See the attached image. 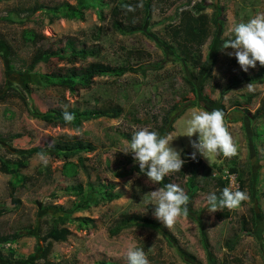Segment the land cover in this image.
Listing matches in <instances>:
<instances>
[{
	"label": "rangeland",
	"instance_id": "obj_1",
	"mask_svg": "<svg viewBox=\"0 0 264 264\" xmlns=\"http://www.w3.org/2000/svg\"><path fill=\"white\" fill-rule=\"evenodd\" d=\"M62 1L71 5L75 3V0L0 1V87L15 85L24 97L11 96L0 101V134H23L22 138L11 143L0 141V155H31L27 167L19 175L0 172V207L8 209L0 216V235L12 232L24 235L14 241L0 243L1 252L12 250L14 253L11 261L0 258V264H41L40 253L46 245L50 247L48 259L62 264H87V259L99 260L101 256L127 263L130 247L143 249L149 264H264V114L251 124L244 112L246 108L250 116L264 106V76L261 81L233 82L234 75L254 73L260 64L257 62L255 68L244 72L235 56L226 55V51L234 50L223 51L221 47L228 39L225 32L229 22H247L264 13V0H194L191 3L195 5L201 1L198 4L204 5V12L209 15L215 13L221 21L217 32L211 27L210 36L201 48L205 66L197 79L190 77L191 67L174 48L169 29L178 23L174 10L184 0H146L150 6L149 16L140 29L128 32H121L112 24L114 19L123 24L129 22L122 12L113 16V9L124 0H96L99 3L85 10L80 20L61 18L51 24L27 23L20 26L9 25L1 19V15L16 6H31L36 18L46 7ZM127 1L132 6L141 2ZM184 9L188 8L182 6L179 11ZM129 13L134 19L132 25L141 24V7ZM24 31L31 32L34 44L24 43ZM67 39L84 40L87 46L97 47L99 54L85 61L73 62L72 56L62 49ZM4 41L12 46L19 59H23L22 74L10 68ZM37 47L57 51L45 58L48 71L92 61L113 66L129 64L136 71L120 77L98 76L89 88L73 92L57 86L42 88L31 63V55ZM208 69H211L210 75L200 86L199 80ZM186 77L194 87L185 80ZM248 83L255 85L254 93L242 90ZM196 102L200 106H192ZM65 104L81 109L116 106L121 113L116 118L85 121L76 129L50 125L40 119L39 111ZM173 105L183 113L172 123L173 130L169 134L176 139L171 146L180 151L183 160L195 151L190 141L198 140V134L191 138L181 136L193 109L224 111L225 125L233 137L237 155L229 159L222 154H213L211 165L197 153L208 168L198 169L197 190L187 204L188 212L178 218L169 230L153 216L155 205H149L147 199L142 201L146 193L162 186L147 183V176L140 172L133 156L120 151L130 142L125 135L132 136L134 131L142 128L152 130L160 123V116ZM65 137H78L94 145L92 151L70 159L76 165L75 174L64 172V160L50 148L55 140ZM38 152L47 154L50 176H45V166L37 157ZM218 166L222 167L220 173ZM233 166L243 178L247 177L248 169L251 171L254 184L251 191L247 185L244 190L249 199L237 209L225 208L209 213L207 196L215 192L212 177L221 174L223 178L227 172L232 173L229 168ZM22 175L29 178L23 182ZM189 175L188 167L183 166L181 171L166 177L187 194ZM108 183L114 184L111 192L120 194L117 199L84 202L82 193L88 192L90 186L95 188L91 191L95 195L97 187ZM58 186L72 189L59 191ZM78 186L82 189L81 194H76L73 189ZM47 187L48 192L42 194ZM28 194H39V197L30 203L25 198ZM15 198L21 200L17 206ZM251 207L255 211L254 226L250 233L238 232L241 217H250ZM227 211L230 216L224 215ZM66 212L72 219L67 240L43 242L41 235L46 222ZM87 218L92 221H86ZM137 219L151 221V225L142 222L128 224V221ZM162 231L171 233L175 239L173 244L167 242ZM237 232L239 242L230 251L226 245Z\"/></svg>",
	"mask_w": 264,
	"mask_h": 264
},
{
	"label": "trees",
	"instance_id": "obj_2",
	"mask_svg": "<svg viewBox=\"0 0 264 264\" xmlns=\"http://www.w3.org/2000/svg\"><path fill=\"white\" fill-rule=\"evenodd\" d=\"M0 1H8V0H0ZM193 0H184L181 2V6L175 8L174 16L178 15V23L171 26L170 35L175 43L174 48H177L179 54L183 61L188 63L191 67V71H189L190 77L197 79L199 77V72L205 66V59L202 55L201 48L208 40L210 36L211 27L214 28V31L217 32L221 21L218 19L217 15L204 12V5L198 4L191 5ZM99 1L96 0H75L73 5L69 4L67 1H62L56 5L48 6L43 11H40L36 18L33 16V9L31 6L22 7L16 6L14 8L8 9L5 14L1 15V19L9 24V25H25L27 23L33 24H51L55 20L65 18V19H83L85 10H88L91 5L96 6ZM143 6L142 12V22L141 24L132 25L133 17L130 15L128 11L121 7L122 4H129L127 0H124L120 3V5L113 9V16H116L118 13L122 12L125 19L129 22L127 24H123L118 19H114L112 24L115 28H117L121 32H128L140 29L145 23V20L149 16L150 6L148 1H142ZM188 8L184 10H180V8ZM101 11L99 10L98 13ZM22 38L24 43L26 44H34V36L29 31H24L22 33ZM5 46L8 50V61L10 68L16 71V73L22 74L24 61L23 59H19L16 56L15 50L12 48L10 44L4 41ZM63 50L67 51L71 56L73 62L76 61H85L88 57H95L99 54V49L94 46H87L84 40L76 41L74 39H67L62 47ZM57 51L52 49H43L37 47L33 50L31 55V63L34 64L33 70L36 72L39 80L41 82L42 88L47 87H61L63 89H67L70 92H73L78 89H87L89 88L95 77L98 76H115L120 77L127 72H135L136 68L129 64H120V65H109L99 61H92L83 65L72 64L70 66H66L63 68H59L54 71H48L45 66V58L51 55L56 54ZM19 61V62H18ZM18 66V67H17ZM23 66V67H22ZM30 67V66H29ZM26 66L27 69H29ZM31 68V67H30ZM194 70V71H193ZM211 69H208L204 75L199 80V85L203 86L204 82L208 79L210 75ZM264 76V66L259 65L257 70L251 74H243V75H234L232 78L233 82H255L261 81V77ZM192 87L195 85L186 77L185 79ZM198 85V87H199ZM198 92V91H197ZM11 96H19L20 98H24L22 91L19 87L15 85H6L0 87V101L6 100ZM200 106L198 102L192 106ZM177 106L173 105L160 116V123L155 125L151 131H156L160 134V136H164L169 134L172 130V123L183 113V110H177ZM177 110V111H176ZM62 107L59 108H50L45 111H39V117L45 123L50 125H61V126H69L73 129L79 128L81 124L85 121H89L92 119H97L101 117L107 118H116L120 115L121 109L116 106H107V107H99V108H79L76 106H71L68 108V111L75 114V120L71 124H66L62 117ZM245 114H248V118L253 124V120L256 119L259 115L264 114V106L257 109V111L249 116V112L246 108H244ZM173 113H175L173 115ZM157 119V117H156ZM253 126V125H252ZM127 139L131 140L132 136L130 134L125 135ZM22 133H14V134H0V141L11 143L14 139L22 138ZM50 148L54 150L55 154L60 156L64 160L63 170L67 174L76 173L75 164L70 160L74 156H79L82 152H90L94 149V145L86 140H83L78 137H69L63 139L55 140ZM29 153L16 155L12 157H3L0 155V172L4 174H9L11 176H17L20 174L22 169H25L28 165V159L30 158ZM185 164L183 166L188 167L190 175L186 180L187 184V195L189 200L195 194L196 187V177L198 173V169H207L208 165L203 162L200 157H197L196 160L191 159L190 156L186 157L184 160ZM219 173L222 172V167H217ZM229 171L232 173H236L238 176L239 189L244 191L247 185L248 189L251 191L252 185L254 184V180L251 174V171L248 169L247 177L243 178L241 173H238L237 169L233 166L229 168ZM45 176H50V170L48 166L44 167L43 170ZM29 177L26 175H22V181H26ZM213 185L215 187V194L219 197L222 193V190L227 187V181L221 177V174H217L212 177ZM169 179L165 176L163 181L161 182V186L169 184ZM50 187V186H49ZM49 187L44 189L41 193L45 194V192L49 190ZM114 184L108 183L97 187L95 191V195L91 194L92 188L91 186L88 188V192L82 193L85 195L84 202L88 203H98L100 200L112 201L117 199L120 194L113 193L110 190L113 189ZM59 191H69L70 187L58 186ZM76 194H81L82 189L80 186L78 188L73 187ZM78 189V190H76ZM39 197V194H28L25 198L27 202H34ZM21 200L19 198L14 199L15 206L19 205ZM84 206V205H82ZM8 212L6 207H0V216ZM225 216H230L231 213L229 211L224 213ZM71 217L69 212L64 214H60L57 216L51 217L48 222H46V229L41 235V240L43 242L47 240H51L54 242H63L67 240V236L70 234L69 223L71 221ZM86 221L91 222L92 220L87 218ZM256 221L255 211L251 207L250 208V217L242 216L240 219V229L238 232L250 233L252 226H254ZM142 221H128V224H138ZM143 224L151 225V221L142 222ZM154 226V225H153ZM156 226V225H155ZM164 235L167 237V242L173 244L172 241H175L174 237L168 231H162ZM238 232L232 236V240L227 243L228 250L232 251L235 249L237 243L239 242ZM24 236L23 234L12 232L0 235V243H7L14 241L20 237ZM50 251L49 245L43 247L40 258L42 259L41 264H62L59 262H53L48 259V254ZM13 251H7L6 253L1 252L0 250V258L5 259L6 261H11L13 258ZM87 264H127L122 261H115L106 258L105 256H101L100 259L92 261L91 259H87ZM214 263V260H212Z\"/></svg>",
	"mask_w": 264,
	"mask_h": 264
},
{
	"label": "clouds",
	"instance_id": "obj_3",
	"mask_svg": "<svg viewBox=\"0 0 264 264\" xmlns=\"http://www.w3.org/2000/svg\"><path fill=\"white\" fill-rule=\"evenodd\" d=\"M142 6V0L135 6L121 5L128 12H134L136 8ZM225 35L228 36V39L222 43L223 51L234 50L226 51V55L235 56L244 72H248L249 68H255L257 62L264 66V13L256 15L247 22L237 24L229 22ZM242 90L254 93L256 87L253 83H248ZM61 107L64 122L71 124L75 120V114L68 111L69 105L65 104ZM186 125V130L181 136L191 138L198 134V140L190 141L195 150L191 154V159L196 160L197 153H199L212 165L213 154H222L223 157L229 159L237 155V147L225 125L223 110L193 109L186 120ZM175 139L172 134L160 136L156 131L142 128L133 132L130 142L120 152L133 156L135 163L139 165L140 172L147 176V183L160 185L166 175L181 171L185 163L181 158L180 151L171 146ZM36 155L40 162L47 166L49 162L47 154L38 152ZM145 199L148 200L149 205H155L153 216L169 230L174 227L178 218L188 212L189 197L184 189L177 184L169 183L164 187L150 191L143 196L142 201ZM248 199L246 191H233L231 187H225L219 197L215 193L207 196V210L214 214L225 208L237 209L242 202ZM126 259L127 264H149L145 252L138 247H130Z\"/></svg>",
	"mask_w": 264,
	"mask_h": 264
},
{
	"label": "built area",
	"instance_id": "obj_4",
	"mask_svg": "<svg viewBox=\"0 0 264 264\" xmlns=\"http://www.w3.org/2000/svg\"><path fill=\"white\" fill-rule=\"evenodd\" d=\"M192 2H194V0ZM223 178L227 181V187H231L233 191L239 189V182L235 173L227 172Z\"/></svg>",
	"mask_w": 264,
	"mask_h": 264
}]
</instances>
